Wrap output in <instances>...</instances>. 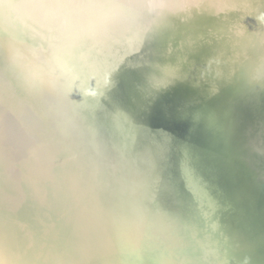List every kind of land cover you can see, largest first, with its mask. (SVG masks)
Wrapping results in <instances>:
<instances>
[{"label": "water", "instance_id": "obj_1", "mask_svg": "<svg viewBox=\"0 0 264 264\" xmlns=\"http://www.w3.org/2000/svg\"><path fill=\"white\" fill-rule=\"evenodd\" d=\"M0 72L2 230L36 239L48 207L63 264L95 255L90 227L133 233L135 264L173 238L185 264H264V0H0Z\"/></svg>", "mask_w": 264, "mask_h": 264}, {"label": "bare ground", "instance_id": "obj_2", "mask_svg": "<svg viewBox=\"0 0 264 264\" xmlns=\"http://www.w3.org/2000/svg\"><path fill=\"white\" fill-rule=\"evenodd\" d=\"M9 7L11 8V6ZM13 7L17 8L19 7V5L15 4L13 5ZM0 86V88L10 87L9 82L6 80V78H4L1 72ZM4 150L6 151L5 154L1 155L0 157V210L5 212H14L22 200L20 178L17 171L13 170L14 163L12 162L14 159V155L19 152V148L14 145L7 146L6 144ZM54 209H49L47 207V210H41V216H39L38 218L37 216L34 217L36 226L38 225L39 227L37 229L38 236L36 237V239L35 236L33 237V233L28 232V226H23L24 222L20 220L14 222L16 232L10 233L8 229H5L3 227L4 229L2 230V228L0 227V230L3 231V233H1L0 231V238L3 239V241L6 243L5 247L3 248L8 249L11 255L15 256V259L14 261H11V264H63L60 254H54V251H57L59 248L57 247L58 245L54 244L53 246L46 247V249H44L45 247L43 248V245H41L40 243V240L43 238V232L46 235L48 234L49 236H51L53 239L57 237V234L60 235L62 231L64 229H67L69 224L72 223V219H66L65 216L63 217V219L62 217L60 219L58 217H54L55 214L50 213ZM37 219L39 222L37 221ZM2 220H0V222L7 228H10L9 223L6 224V222H11L10 219H6L5 221L4 219ZM86 234L92 236L91 238L95 241V244L97 243L96 246L98 247V249L95 251V255L91 256L87 262H83L82 264L138 263L137 260L139 259V257L136 253H134L132 246V237L134 236L133 233L127 232L125 234L121 232L118 235V238L115 237L116 240L109 239L106 243L101 239L100 235H98V232L94 227H90L86 231ZM119 238L127 242L126 247L123 246L124 242H120ZM43 240L45 239L43 238ZM53 241H55V239ZM55 243H58L57 239ZM182 245L183 239L173 238V240L167 241L166 247L164 249H160L158 252L162 257V263L181 264L184 258H186L185 254L179 251L181 250ZM127 248L131 251H128ZM128 254L132 257L134 262L132 260H130L129 262L124 259V255L126 256ZM6 255L7 253H4V255H2V258L0 257V264H9V262H6L8 259ZM185 262L186 260H184L182 264H185Z\"/></svg>", "mask_w": 264, "mask_h": 264}]
</instances>
